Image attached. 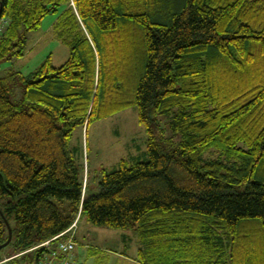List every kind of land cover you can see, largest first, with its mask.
<instances>
[{
  "label": "trees",
  "instance_id": "1",
  "mask_svg": "<svg viewBox=\"0 0 264 264\" xmlns=\"http://www.w3.org/2000/svg\"><path fill=\"white\" fill-rule=\"evenodd\" d=\"M60 10L67 61L0 75L1 264H38L79 214L130 229L142 264H264V0H0V60ZM131 106L149 158L90 188L74 132Z\"/></svg>",
  "mask_w": 264,
  "mask_h": 264
},
{
  "label": "rangeland",
  "instance_id": "2",
  "mask_svg": "<svg viewBox=\"0 0 264 264\" xmlns=\"http://www.w3.org/2000/svg\"><path fill=\"white\" fill-rule=\"evenodd\" d=\"M60 12L48 14L38 29L27 33L23 56L0 60V75L30 74L48 57L57 67L67 61L70 47L58 38L54 29ZM23 96L24 84L14 79L12 100L19 102ZM147 139V131L139 122L138 108L131 106L91 122L88 131L78 126L72 144L85 147V177L89 174L91 188L101 180L103 169L112 170L123 159L130 162L148 159ZM77 229L75 259L78 264H142L139 242L130 229L94 225L84 218Z\"/></svg>",
  "mask_w": 264,
  "mask_h": 264
},
{
  "label": "built area",
  "instance_id": "3",
  "mask_svg": "<svg viewBox=\"0 0 264 264\" xmlns=\"http://www.w3.org/2000/svg\"><path fill=\"white\" fill-rule=\"evenodd\" d=\"M3 22L5 23V21ZM2 25L0 29L3 28ZM79 217L80 214L66 230L27 250L33 251L41 248L44 250L38 264H76L74 250L77 242L75 241V234Z\"/></svg>",
  "mask_w": 264,
  "mask_h": 264
},
{
  "label": "water",
  "instance_id": "4",
  "mask_svg": "<svg viewBox=\"0 0 264 264\" xmlns=\"http://www.w3.org/2000/svg\"><path fill=\"white\" fill-rule=\"evenodd\" d=\"M0 213L3 215L1 209H0ZM3 216H4V215H3ZM4 218H5V217H4ZM5 220H6V218H5ZM6 222H7L8 227H9V236H8L7 241L0 245V251H1L2 248H4L5 246H7V245L11 242V239H12V236H13L12 228H11V226H10V224L8 223L7 220H6ZM0 264H1V262H0Z\"/></svg>",
  "mask_w": 264,
  "mask_h": 264
},
{
  "label": "crops",
  "instance_id": "5",
  "mask_svg": "<svg viewBox=\"0 0 264 264\" xmlns=\"http://www.w3.org/2000/svg\"><path fill=\"white\" fill-rule=\"evenodd\" d=\"M76 249V248H75ZM74 255H75V250H74ZM76 256V255H75Z\"/></svg>",
  "mask_w": 264,
  "mask_h": 264
}]
</instances>
